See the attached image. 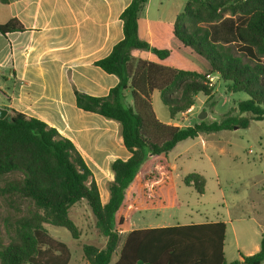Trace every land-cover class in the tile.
Here are the masks:
<instances>
[{"label": "trees", "instance_id": "trees-1", "mask_svg": "<svg viewBox=\"0 0 264 264\" xmlns=\"http://www.w3.org/2000/svg\"><path fill=\"white\" fill-rule=\"evenodd\" d=\"M8 3V0H1ZM148 0H132L121 13L124 38L111 53L95 64L118 77L109 94L95 97L75 90L77 106L120 125L128 160L111 164L114 179L107 185L109 201L102 203L93 171L75 144L45 122L10 110L0 120V264H70L69 247L45 228L67 229L74 239L80 230L70 217L71 208L85 200L96 228L107 239L100 248L83 244L88 264H264V239L260 251L228 262L225 257V222H204L134 230L123 239L116 212L140 168L151 156L168 154L180 142L200 135L248 129L264 121V0H189L173 22L171 38L185 50L187 60L202 66L198 71L185 63L166 67L149 61L134 65L133 50L152 52L168 59L169 49L151 47L139 37V17ZM19 20L0 25L5 36L22 32ZM210 76H217L228 93H246L220 120L206 119L192 126L160 123L151 96L160 93L170 118L176 120L196 103L200 93L214 97ZM131 90L132 105L126 103ZM184 183L205 191L203 175L191 173ZM120 224L123 220L120 219Z\"/></svg>", "mask_w": 264, "mask_h": 264}, {"label": "crops", "instance_id": "crops-1", "mask_svg": "<svg viewBox=\"0 0 264 264\" xmlns=\"http://www.w3.org/2000/svg\"><path fill=\"white\" fill-rule=\"evenodd\" d=\"M131 1L8 0L4 4L0 0V25L15 19L25 27L22 32H11L5 36L0 32V107L8 109L9 113L15 110L41 120L70 139L93 171L103 204L109 201L107 185L114 179L111 164L117 159L128 160L131 153L124 145L120 125L99 114L81 110L76 103L75 90L102 97L118 84L117 76L107 74L95 63L106 58L124 38L120 15ZM188 1L148 0L139 17V37L151 47L169 49L172 54L168 59L160 60L150 51L133 50L134 65L139 61H149L178 67L180 62L187 61L185 50L171 38V30ZM130 93L131 90L126 92L128 105L133 104ZM156 93L160 95L154 91L150 97L155 117L160 123L171 126H192L184 124L183 118L187 120L194 113L198 98L203 97L205 103L208 101L207 96L198 94L192 111L179 116L184 122L176 124L179 117L172 120L169 115V120H165L157 114ZM198 138L205 154L209 147L214 148L206 135ZM181 143L165 154L166 160ZM162 155L157 158H162ZM173 167L176 169L175 165ZM141 168L134 181L140 177L142 180L149 178L150 174H142ZM155 168L159 172L163 166L156 164ZM218 221L175 222L158 227ZM223 222L227 226V222ZM139 229L146 228L132 227L120 233L128 234ZM259 251L260 246L257 245L253 252L240 254L238 261L242 260L241 255L250 256Z\"/></svg>", "mask_w": 264, "mask_h": 264}, {"label": "rangeland", "instance_id": "rangeland-1", "mask_svg": "<svg viewBox=\"0 0 264 264\" xmlns=\"http://www.w3.org/2000/svg\"><path fill=\"white\" fill-rule=\"evenodd\" d=\"M187 65L202 70L194 58H189ZM210 85L214 88L213 99L205 103L203 97L198 98L194 113L187 120L183 118L185 122L179 117L176 124L193 125L203 112L208 114L207 122L218 121L237 102L250 98L246 93L226 92L224 83L217 78ZM156 95L157 114L169 120L167 108L160 95ZM205 135L214 145V148L209 147L207 154L201 139L195 138L182 141L168 160L165 154L160 159L157 156L148 158L141 172L150 174L149 178L142 180L140 177L129 186L124 203L116 212L115 223L119 231H127L132 227H158L165 223L226 221L225 257L233 262L240 254L253 252L264 239V121H253L248 129ZM156 164L163 166L162 171L156 172ZM191 173L204 176L203 194L184 183V178ZM5 206L0 199V210L5 211ZM70 217L80 230L79 239H74L62 227L47 224L45 228L54 239L69 247L70 264H88L83 244L103 248L107 239L97 230L95 217L85 200L71 208ZM126 236L122 234L123 239ZM119 252L120 248L114 253L111 264H115Z\"/></svg>", "mask_w": 264, "mask_h": 264}, {"label": "water", "instance_id": "water-1", "mask_svg": "<svg viewBox=\"0 0 264 264\" xmlns=\"http://www.w3.org/2000/svg\"><path fill=\"white\" fill-rule=\"evenodd\" d=\"M9 115V110L6 108H2L0 107V120L5 119L7 116ZM207 117V113L203 112L200 116H199V120L203 121L205 120ZM235 130L239 129L238 127L234 128Z\"/></svg>", "mask_w": 264, "mask_h": 264}, {"label": "built area", "instance_id": "built-area-1", "mask_svg": "<svg viewBox=\"0 0 264 264\" xmlns=\"http://www.w3.org/2000/svg\"><path fill=\"white\" fill-rule=\"evenodd\" d=\"M214 79H215L214 76H210V77H209V83H210V82H213ZM191 111H192V109L190 108L187 112L189 113V112H191Z\"/></svg>", "mask_w": 264, "mask_h": 264}]
</instances>
